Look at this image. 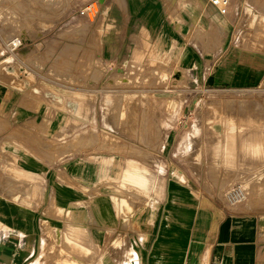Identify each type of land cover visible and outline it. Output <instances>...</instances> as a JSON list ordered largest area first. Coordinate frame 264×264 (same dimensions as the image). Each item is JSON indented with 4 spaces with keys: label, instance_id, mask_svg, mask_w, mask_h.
<instances>
[{
    "label": "crops",
    "instance_id": "crops-1",
    "mask_svg": "<svg viewBox=\"0 0 264 264\" xmlns=\"http://www.w3.org/2000/svg\"><path fill=\"white\" fill-rule=\"evenodd\" d=\"M175 3L115 0L109 3L104 20L108 18L109 30L113 27V32L125 35L141 29L146 38H141V48L133 50L143 52L149 44L155 54L161 47L164 59L167 46L176 45V35L184 34L185 26L190 31L197 24L207 26L208 16L212 15L217 34L224 37L223 15L216 7L198 0L188 9L184 2L187 18L175 12L169 16L167 7ZM245 4L238 30H246V26L239 28L245 14L255 29H263L264 16L259 23L254 14L264 15L261 0H229L232 16L241 13ZM33 29L39 35L22 47L23 57L17 52L3 58L6 67L0 69V264H35L42 256L46 263L50 249L69 246L64 234L78 245L81 228L88 231L90 251L91 246L118 242L119 257L114 254L107 259L112 263L120 261L129 245L134 255L128 264H264V214L236 212L221 205L192 173L135 170L136 183L125 181L128 161L136 160L122 156L109 143L110 136L120 130L110 127L112 95L104 86L107 79L77 74L79 63L94 69L95 46L73 54L77 56L72 59L75 76H69V71L47 76L42 63L57 53V47L39 48L47 30L41 24ZM94 30L95 25L90 26L89 35ZM177 55L184 64L192 59L188 51ZM234 71L244 78L243 67L230 65H221L214 75L217 80L226 79ZM176 129L169 132L175 134ZM169 159L171 167L187 165L181 156ZM121 183L128 184L129 190ZM144 190L150 194L145 206L139 194ZM81 212L86 215L82 221ZM108 235L109 242H103Z\"/></svg>",
    "mask_w": 264,
    "mask_h": 264
},
{
    "label": "rangeland",
    "instance_id": "rangeland-1",
    "mask_svg": "<svg viewBox=\"0 0 264 264\" xmlns=\"http://www.w3.org/2000/svg\"><path fill=\"white\" fill-rule=\"evenodd\" d=\"M114 1L0 0V69L6 67L7 60L3 58L20 54L26 42L39 35L33 29L35 24L47 30L40 38L39 48L57 47V53L42 63L44 75L57 76L69 71V76H75L77 68L72 59L77 56L73 54L94 45L98 53L94 69L79 63L81 71L77 74L107 79L104 86L112 95L110 127L120 130L110 136L109 143L122 156L136 160L128 161L126 182L136 183L135 170L160 175L192 173L221 205L236 212L264 214V28L258 30L245 22L239 28L246 26V30H238L246 4L235 17L228 4L224 15L219 12L223 15L220 27L224 37L217 34L212 15L208 16L207 26L197 24L191 31L185 26L184 34L176 35V45L167 46L168 58L164 59L159 53L161 47L155 54L150 52L149 44L143 52L133 50L136 46L141 48L140 40L146 38L141 29L128 35L113 32V27L109 30L104 15ZM175 1L167 7L169 16L175 12L187 18L181 5L186 2L190 9L198 0ZM205 2L213 6L208 0ZM254 14L260 23L264 15L256 11ZM40 18L42 22L37 21ZM93 25L94 33L89 35L88 28ZM29 31L35 34L29 35ZM19 37L22 43L13 48L11 42ZM107 41L111 47L105 59L103 49ZM180 51L191 53L188 64L176 57ZM221 65L243 67L244 78L237 77L234 71L232 76L217 80L214 74ZM174 127H178L175 134L169 132ZM188 146L194 152L192 161L182 155ZM178 156L187 165L169 166L167 158L175 161ZM119 185L124 190L130 188L125 183ZM234 186L241 187L243 196L231 199ZM139 194L145 206L150 194L145 190ZM109 236L103 242H109ZM64 238L69 246L50 249L46 264L66 262L65 255L84 264H120L121 260L128 264L127 257L134 255L126 252L119 262H108L109 255L120 247L118 242L91 246L90 251L87 229H80L78 245L72 242L71 235L64 234Z\"/></svg>",
    "mask_w": 264,
    "mask_h": 264
},
{
    "label": "bare ground",
    "instance_id": "bare-ground-1",
    "mask_svg": "<svg viewBox=\"0 0 264 264\" xmlns=\"http://www.w3.org/2000/svg\"><path fill=\"white\" fill-rule=\"evenodd\" d=\"M121 1V0H120ZM123 1V0H122ZM250 1H248V3H249ZM123 3V2H122ZM250 4V3H249ZM95 7V6H94ZM108 9V8H107ZM94 10V9H93ZM251 10V9H250ZM250 12V11H249ZM91 14V13H90ZM92 15V14H91ZM252 17V16H251ZM249 21V19H248V17H247V14H245L244 16H243V18L240 20V24L242 25V24H244L245 22H248ZM23 35H21V37H22ZM15 41V43H17V42H19V45L22 43V40H21V38L19 37V38H15L14 39ZM25 43V42H24ZM4 61V60H3ZM92 65V64H91ZM109 78V77H108ZM110 80H114V78H109ZM116 79V78H115ZM242 127V126H241ZM240 128V127H239ZM233 130H230V133L232 132ZM236 131V130H235ZM239 131V130H238ZM107 133V132H106ZM251 135V134H250ZM245 136V135H244ZM231 137V136H230ZM240 137V136H239ZM230 139V138H229ZM96 140V139H95ZM245 141H246V139H245ZM252 141V140H251ZM254 142H256V140L254 141ZM240 143V142H239ZM255 144H257V143H255ZM260 144V143H259ZM251 145H254V144H251ZM256 146V145H255ZM260 146V145H259ZM257 148H259L258 147V145L256 146ZM261 147V146H260ZM255 148V147H254ZM251 150H252V148H251ZM253 151H255V149H253ZM253 151H251L252 153L251 154H253ZM258 151H259V149H258ZM249 152V151H248ZM194 152H193V149L191 148V146H188L184 151H182V155L184 156V158H188V159H190L191 161H192V156L194 155L193 154ZM255 153V152H254ZM257 153V152H256ZM250 154V155H251ZM262 157V156H261ZM257 159H258V156H257ZM2 212V211H1ZM3 216V215H2ZM5 218V217H4ZM86 218V216H85V213H80L79 214V220L80 221H82V220H84ZM121 239L123 240V238L121 237ZM125 241V240H124ZM120 244V243H119ZM122 244V243H121ZM126 245V244H125ZM129 246V245H128ZM128 246L126 247L125 246V248L122 250V253H121V255L123 254L124 255V253H126V252H128V253H131V251H130V248H128ZM104 249V248H103ZM119 249L120 248H118V249H115V250H113V253L114 254H117V256L119 255ZM42 251V250H41ZM104 252H106V251H108V250H106V249H104L103 250ZM42 253V255H43V251L41 252ZM41 253H40V255H41ZM41 255V256H42ZM122 255V256H123ZM43 257V256H42ZM42 257H40V258H37L38 260H36V262H35V264H46V263H44L43 262V258ZM129 257V256H128ZM127 257V259H130L131 258V255H130V257L128 258ZM61 260V259H60ZM64 260H66V262L65 261H62L61 260V262H54V264H84V263H81V262H79V261H77L76 259H74L72 256H67V255H65V258H64ZM45 261V260H44ZM122 262V264H125V263H127V262H125V261H123V260H121ZM120 263V264H121ZM101 264H103L102 262H101Z\"/></svg>",
    "mask_w": 264,
    "mask_h": 264
},
{
    "label": "built area",
    "instance_id": "built-area-1",
    "mask_svg": "<svg viewBox=\"0 0 264 264\" xmlns=\"http://www.w3.org/2000/svg\"><path fill=\"white\" fill-rule=\"evenodd\" d=\"M208 2H210V4L213 5L214 7H216L218 11L223 15L225 14L228 4H229V0H208ZM14 41L15 40L11 42V45L13 48L20 46L19 42L15 43ZM241 196H243L241 187L234 186L230 193L231 199H237V198H240Z\"/></svg>",
    "mask_w": 264,
    "mask_h": 264
}]
</instances>
